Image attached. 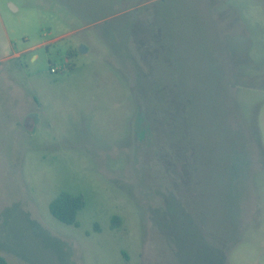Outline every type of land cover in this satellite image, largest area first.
I'll use <instances>...</instances> for the list:
<instances>
[{
	"label": "rangeland",
	"instance_id": "374dc122",
	"mask_svg": "<svg viewBox=\"0 0 264 264\" xmlns=\"http://www.w3.org/2000/svg\"><path fill=\"white\" fill-rule=\"evenodd\" d=\"M0 255L264 264V0H0Z\"/></svg>",
	"mask_w": 264,
	"mask_h": 264
},
{
	"label": "trees",
	"instance_id": "16d2710c",
	"mask_svg": "<svg viewBox=\"0 0 264 264\" xmlns=\"http://www.w3.org/2000/svg\"><path fill=\"white\" fill-rule=\"evenodd\" d=\"M73 56V52L70 53V57ZM74 66L70 65V69ZM86 206V201L83 196H75L73 194L64 192L58 198H56L50 205L52 214L61 222L66 224H77V217L81 210ZM115 223L120 222V218L114 219ZM0 264H10L6 258L0 255Z\"/></svg>",
	"mask_w": 264,
	"mask_h": 264
},
{
	"label": "built area",
	"instance_id": "2783aa9c",
	"mask_svg": "<svg viewBox=\"0 0 264 264\" xmlns=\"http://www.w3.org/2000/svg\"><path fill=\"white\" fill-rule=\"evenodd\" d=\"M53 72H55V69H53Z\"/></svg>",
	"mask_w": 264,
	"mask_h": 264
}]
</instances>
